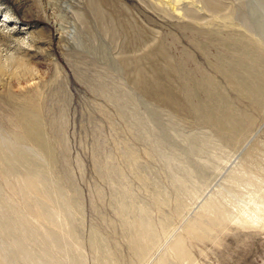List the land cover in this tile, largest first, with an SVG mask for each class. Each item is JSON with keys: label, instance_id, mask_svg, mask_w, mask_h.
I'll return each instance as SVG.
<instances>
[{"label": "rangeland", "instance_id": "obj_1", "mask_svg": "<svg viewBox=\"0 0 264 264\" xmlns=\"http://www.w3.org/2000/svg\"><path fill=\"white\" fill-rule=\"evenodd\" d=\"M0 264H264V0H0Z\"/></svg>", "mask_w": 264, "mask_h": 264}, {"label": "bare ground", "instance_id": "obj_2", "mask_svg": "<svg viewBox=\"0 0 264 264\" xmlns=\"http://www.w3.org/2000/svg\"><path fill=\"white\" fill-rule=\"evenodd\" d=\"M156 81V80H155ZM156 83V82H155ZM157 84V83H156ZM161 84V83H160ZM158 86H160V85H158ZM163 86V85H162ZM163 91V90H162ZM255 93V92H254ZM222 127H224L225 129H227L228 128V130H229V127L227 126V125H222ZM227 130V131H228Z\"/></svg>", "mask_w": 264, "mask_h": 264}]
</instances>
